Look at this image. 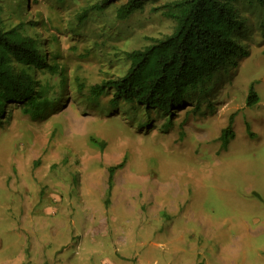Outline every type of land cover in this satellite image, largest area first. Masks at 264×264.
Segmentation results:
<instances>
[{
  "label": "rangeland",
  "instance_id": "1",
  "mask_svg": "<svg viewBox=\"0 0 264 264\" xmlns=\"http://www.w3.org/2000/svg\"><path fill=\"white\" fill-rule=\"evenodd\" d=\"M100 1L0 0V28L20 26L57 68L33 72L53 101L42 117L8 104L0 121V264H264V4L236 0L246 54L168 114L87 97L172 33L173 0L123 20L127 0Z\"/></svg>",
  "mask_w": 264,
  "mask_h": 264
},
{
  "label": "trees",
  "instance_id": "2",
  "mask_svg": "<svg viewBox=\"0 0 264 264\" xmlns=\"http://www.w3.org/2000/svg\"><path fill=\"white\" fill-rule=\"evenodd\" d=\"M117 0H101L93 8L102 10L108 3ZM144 0H127L116 10L119 20L127 18L142 8ZM236 0H173L165 5L164 16L175 23L171 34L153 41L141 49L125 53L129 62L125 73L116 78L92 85L88 99L98 100L109 96L108 104L116 109L120 102L137 104L145 111L158 110L168 114L185 105L190 92L205 90L211 80L210 72L231 56L246 54L234 42L233 35L241 21L234 8ZM258 5L264 0H252ZM86 14V11L84 12ZM45 56L36 38L21 32V27L7 30L0 28V121L8 104L21 106V112L32 119L42 117L52 107L44 93L39 90L33 72L48 70L56 73ZM83 85L78 86L80 92ZM258 102L253 87H250L246 105ZM222 131L226 143L233 136L232 123ZM92 142L95 143V141ZM121 164L108 168L107 193L111 190L112 175Z\"/></svg>",
  "mask_w": 264,
  "mask_h": 264
},
{
  "label": "crops",
  "instance_id": "3",
  "mask_svg": "<svg viewBox=\"0 0 264 264\" xmlns=\"http://www.w3.org/2000/svg\"><path fill=\"white\" fill-rule=\"evenodd\" d=\"M148 212H149L150 215H153L155 213V211H148ZM172 212H174V211H172ZM105 224H106V220L104 219V224L103 225H105ZM119 257L122 260H128L129 259V257L127 255H119Z\"/></svg>",
  "mask_w": 264,
  "mask_h": 264
}]
</instances>
